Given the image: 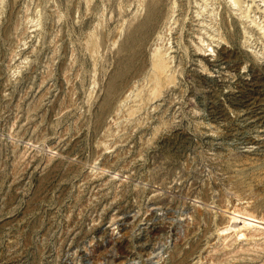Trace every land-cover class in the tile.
Wrapping results in <instances>:
<instances>
[{"label":"rangeland","instance_id":"obj_1","mask_svg":"<svg viewBox=\"0 0 264 264\" xmlns=\"http://www.w3.org/2000/svg\"><path fill=\"white\" fill-rule=\"evenodd\" d=\"M150 5L0 0V264H264V0Z\"/></svg>","mask_w":264,"mask_h":264},{"label":"bare ground","instance_id":"obj_2","mask_svg":"<svg viewBox=\"0 0 264 264\" xmlns=\"http://www.w3.org/2000/svg\"><path fill=\"white\" fill-rule=\"evenodd\" d=\"M151 5L148 10V14L146 15L145 19L138 23L131 31L129 35V41L125 44H128L131 46L136 38L135 35L139 36V34L152 31L157 27V22H159L162 19V10L160 1L161 0H150ZM230 216V220L233 223V227H237L240 232L247 229L250 226H253V223H257L256 220L251 218V216H240L238 214H235L234 212L228 213ZM244 215V214H243ZM240 220H237V219ZM239 224L240 226H238ZM238 231V232H239Z\"/></svg>","mask_w":264,"mask_h":264}]
</instances>
